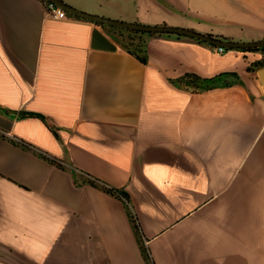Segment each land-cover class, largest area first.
<instances>
[{"label":"crops","instance_id":"crops-1","mask_svg":"<svg viewBox=\"0 0 264 264\" xmlns=\"http://www.w3.org/2000/svg\"><path fill=\"white\" fill-rule=\"evenodd\" d=\"M61 1L264 41V0ZM126 32L0 0V264H264V54Z\"/></svg>","mask_w":264,"mask_h":264},{"label":"water","instance_id":"water-1","mask_svg":"<svg viewBox=\"0 0 264 264\" xmlns=\"http://www.w3.org/2000/svg\"><path fill=\"white\" fill-rule=\"evenodd\" d=\"M47 1L60 7L61 9H63L65 12H67L71 16L85 19L95 24H102L105 26L115 27V28L124 29V30H131V31H141V32L158 33V34H176L179 36H184L190 39L205 42L207 44H211L216 47H223L228 50L263 48L264 47V41L234 42V41H227L223 39H216L208 35H203V34L196 33L194 31L182 29V28H174V27H168V26H147V25L136 24V23L122 22V21L112 20V19L95 16V15L82 12L78 9H75L65 4L61 0H47ZM91 47L93 49L102 50V51H114L115 50L114 44L108 38H106L99 30H95L92 34ZM260 76L264 82V70L261 72ZM23 115L30 116L32 114L23 113Z\"/></svg>","mask_w":264,"mask_h":264},{"label":"trees","instance_id":"trees-1","mask_svg":"<svg viewBox=\"0 0 264 264\" xmlns=\"http://www.w3.org/2000/svg\"><path fill=\"white\" fill-rule=\"evenodd\" d=\"M44 1H47V0H44ZM97 25L103 26L102 24H97ZM113 28L118 29V30H124V29H119V28H115V27H113ZM125 31H127L129 33L141 34V35H151V36L152 35H158V36H167V37L174 36V37H178V38L184 37V36H179L176 34H158V33H149V32H141V31H131V30H125ZM196 41H198V40H196ZM198 42L207 44V43L201 42V41H198ZM207 45H209L212 48L216 47V46L211 45V44H207ZM124 48L129 49V46L125 45ZM225 50L230 51L228 49H225ZM236 51H240V52H261L264 54V47L263 48H250V49H236ZM142 61H144V59H142ZM256 66L264 67V60L257 63ZM249 69L252 70L251 67ZM223 77H235V75L234 74H223V75L218 76V77L213 78V79H202L196 75L189 74V75L184 76L183 78L178 79L177 83L180 86H182L183 88H186V89L191 88L194 92H201V91H208V90L212 89L213 86H215L216 82L219 81ZM121 197H122V199L126 205V208H127L129 217L133 223L134 229L137 232L139 230V227H138V224H136L135 219L133 218V216L130 213L127 198L123 195H121ZM142 253H143L144 259L146 261V264H154L150 255L148 254V252L145 249L142 250Z\"/></svg>","mask_w":264,"mask_h":264},{"label":"built area","instance_id":"built-area-1","mask_svg":"<svg viewBox=\"0 0 264 264\" xmlns=\"http://www.w3.org/2000/svg\"><path fill=\"white\" fill-rule=\"evenodd\" d=\"M44 2L50 18L56 20H63L68 18L69 14L65 12L63 9H61L60 7L56 6L55 4L49 1H44ZM213 49L217 54H224L226 52L225 48L223 47H215Z\"/></svg>","mask_w":264,"mask_h":264},{"label":"rangeland","instance_id":"rangeland-1","mask_svg":"<svg viewBox=\"0 0 264 264\" xmlns=\"http://www.w3.org/2000/svg\"><path fill=\"white\" fill-rule=\"evenodd\" d=\"M125 35L130 38V37H132L133 34L129 33V32H126Z\"/></svg>","mask_w":264,"mask_h":264}]
</instances>
